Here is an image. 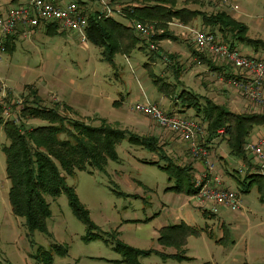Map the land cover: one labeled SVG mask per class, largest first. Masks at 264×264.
Here are the masks:
<instances>
[{
  "label": "rangeland",
  "instance_id": "rangeland-1",
  "mask_svg": "<svg viewBox=\"0 0 264 264\" xmlns=\"http://www.w3.org/2000/svg\"><path fill=\"white\" fill-rule=\"evenodd\" d=\"M244 1L227 4L220 0H171L176 8L186 6L202 9L205 13L226 11L231 15L229 9L233 10L232 6L236 2L240 7L245 6ZM113 2L134 7L154 3L155 0ZM130 13H124L127 19L122 16L117 18L126 24L128 19L135 18ZM248 13L249 17H234L250 25L247 36L264 40V30H255L250 22L256 16L264 19V0H253ZM196 18L201 22L200 17ZM139 21L152 26L150 40L156 48L148 51L146 45L142 49L136 47L129 53L117 52L112 62L104 58L101 48L89 39L81 41L79 34L72 31L43 33L33 39L23 38L17 49L2 55L0 103L4 119H13L24 128L45 123L41 119H21L19 116L23 98L31 91L28 88L31 86L41 104L52 106L57 103L60 111L72 118L92 125H98L101 119H105L108 124L125 129L128 133L153 135L163 146L166 155L163 156L159 150H148L136 142H129L126 136L116 145L118 160H108L104 171L92 169V173H88L79 170L66 177L67 184L75 189L80 204L97 228L88 231L70 208L66 195L61 193L56 197L45 196L51 210L46 220V231L35 230L27 235L23 219L11 212L8 201L9 182L5 176V154L2 150L8 139L0 124V264H122L116 261L121 258V253L114 249L115 241L140 250L155 249L167 254L183 255H139L137 259L142 264H264V168L260 173L262 175L250 184L248 190L242 191L243 184L240 181L243 176L259 173V169L253 167V156L246 149L248 162H239L241 159L229 155L227 143L222 136L213 141H218L215 143L216 149L221 147L227 153L228 162L221 164L215 159L214 162L220 166L223 171L221 174L226 179L236 178L235 175L240 179H232L230 185L239 194V208L229 210L221 207L218 214H212H217L218 218H212L196 207L201 212L202 229L188 234L185 240L177 244L158 241L159 228L165 221L175 224L181 222L175 217V212L184 204L187 195L166 189L174 184L173 178L169 179L168 174L159 166L169 160L187 165L186 160L191 151L189 143L182 140L179 134L162 129L150 117L132 110L131 104L147 100L157 103L165 112H177L199 121L194 108L172 97L174 90L178 94L183 89L211 97L215 103L236 112L250 111L243 107V101L232 103L231 98L222 101L220 87L226 86L225 82L231 76L228 68L233 67V64L205 50L198 51L208 56L211 63L225 64L226 67L212 69L204 61L199 63L191 54V50L196 48L192 32L185 25L187 23L174 18L163 27L157 22ZM166 29L172 34L178 33L176 40L165 39L172 48L176 46L178 50L163 48L159 44L161 40L155 39L156 35ZM180 29L183 34L179 32ZM135 36L139 41V37ZM235 47L243 54L249 53L247 55H257L264 59L261 48L254 49L240 43ZM249 49L251 51L247 52ZM198 63L204 71L201 72ZM153 77L160 78V82L170 83V86H164L165 93L158 90ZM221 79L224 83L220 82ZM259 137L264 139V125L256 126L250 134V140ZM196 142L206 148L208 153L211 151L212 148L208 146L211 141L206 140L205 130L198 135ZM214 157L219 159L217 154ZM230 168H242V171L238 175ZM189 180H185L187 186ZM147 211L151 215H146ZM94 233L100 236L95 237ZM87 235L90 238L87 239ZM107 237L109 240H106Z\"/></svg>",
  "mask_w": 264,
  "mask_h": 264
},
{
  "label": "trees",
  "instance_id": "trees-1",
  "mask_svg": "<svg viewBox=\"0 0 264 264\" xmlns=\"http://www.w3.org/2000/svg\"><path fill=\"white\" fill-rule=\"evenodd\" d=\"M131 9L130 14H133L135 18L157 22L163 27H166V22L174 18L188 23L196 17H200L201 26L205 30L208 28L207 30L216 36H219L217 34L219 33L231 47L240 43L254 49L261 48L264 51V40L247 36V24L234 18L226 11L205 13L202 9H190L186 6L176 8L171 0H155L154 3L139 4ZM52 25H55V28ZM48 27V34L57 32L56 23H50ZM51 27L55 31H51ZM86 37L101 48V53L108 62H112V58L117 52L129 53L136 47L142 49L146 46V44L138 45V42H141L140 39L138 41L135 33L123 21L118 18L99 19L92 13L88 15ZM170 38L175 39V35L167 29L155 36V39L158 40ZM200 53L201 51H196V49L191 50L192 56L198 62L204 61L203 63L211 65L212 69H217L210 62L208 56ZM232 76L235 77V75ZM153 83L162 93H165L166 85L170 86V83L166 84L162 80L160 82V78L153 77ZM28 88L31 91L23 98L19 116L21 119H41L45 121L44 124L24 128L13 119H4L3 107L0 103V124L8 139L7 144L2 146V150L5 154V176L9 182L8 201L11 212L23 219L27 235L35 230L45 232L46 220L51 215L50 206L45 196L56 197L64 193L70 208L86 225L88 231L97 228L80 204L75 189L67 184L66 177L79 170L88 173H92V169L104 171L108 160H118L116 145L126 136L129 142H136L148 150H159L165 156L166 153L162 150L163 146L153 135L128 133L125 129L108 124L105 119H101V123L98 125H92L81 119L65 115L56 106L57 103L52 106L41 104L35 90L31 86ZM172 94L174 99L196 110L197 116L200 118L199 122L204 125L207 141L222 136L227 143L229 155L245 162L249 161L245 147L251 141L250 134L253 129L256 126L264 125V112H236L225 105L215 103L209 97L183 89L178 94L174 90ZM200 99L203 101L200 102ZM218 129H223V133H218ZM252 165L257 169L258 166L254 160ZM159 167L168 174L169 179L173 178L174 184L166 189L174 190L177 193L183 192L187 195L196 191L193 188L195 180L190 165H181L169 160ZM239 169H232V172L236 171L238 174L241 172ZM257 172L259 173H248L243 176L240 181L243 184L242 191H247L250 184L262 175L261 171L257 170ZM235 177L232 179L240 180L237 175ZM186 178L190 179L188 186L185 182ZM196 232H198L197 229L181 221L177 224L162 226L159 229L158 241L163 244H177L178 241L185 240L188 234ZM93 236L100 235L94 233ZM86 238L88 239L90 236L87 235ZM106 240L109 238L107 237ZM113 247L121 253V258L116 261L122 264H142L137 257L150 253H156L163 257L183 256L179 253L167 254L155 249L140 250L117 241Z\"/></svg>",
  "mask_w": 264,
  "mask_h": 264
},
{
  "label": "built area",
  "instance_id": "built-area-1",
  "mask_svg": "<svg viewBox=\"0 0 264 264\" xmlns=\"http://www.w3.org/2000/svg\"><path fill=\"white\" fill-rule=\"evenodd\" d=\"M94 1L97 6L90 13L99 19L121 16L127 19L124 13L132 12L130 6L114 3L113 0ZM220 1L231 4L237 0ZM88 15L89 13L76 1L29 0L24 5L11 8L5 16L0 15V58L6 50V37L11 36L19 25L33 28L42 23H56L59 30L76 32L81 41L85 42L87 40ZM126 25L139 37L141 44H146L149 50L156 48L153 41L150 40L152 26L150 27L135 18L128 19ZM189 30L192 32L194 47L197 50H205L216 57L231 61L233 68L244 76L231 78L232 85L242 90L249 100L257 105H264V59L241 53L237 48L231 47L208 30L195 27H189ZM131 108L135 112L150 117L162 129L179 134L182 140L189 143L188 148L191 154L204 159L203 171L193 184L196 191L190 195V199L198 208L210 214L218 213L221 207L229 210L239 208L238 192L225 184L222 174L219 173L217 165L210 158L207 149L199 146L196 142L198 135L204 131V125L201 122L177 112L167 113L157 103L147 100L133 102ZM217 131L223 133V129ZM245 149L253 155L254 163L259 167V171H262L264 168V139L259 137L249 141ZM239 170L242 171V168Z\"/></svg>",
  "mask_w": 264,
  "mask_h": 264
},
{
  "label": "crops",
  "instance_id": "crops-1",
  "mask_svg": "<svg viewBox=\"0 0 264 264\" xmlns=\"http://www.w3.org/2000/svg\"><path fill=\"white\" fill-rule=\"evenodd\" d=\"M28 1L29 0H0V15L5 16L7 14V12L11 8H14V7L20 6V5H24ZM62 1H64V2L76 1L85 9V11L87 13L92 12L97 6L94 0H62ZM244 2H245V6H241L240 7L239 4L237 5V2H236L235 6L234 5L232 6L233 10L229 9V11H232V16L233 17L234 16L237 17V18H239L240 16H248L249 17L250 14L248 13V11H249V9H251V6L253 4V0H245ZM256 17H257L256 19L254 18V19L250 20L251 26L255 30H257V28H260V29L264 30V19H262L259 16H256ZM178 23L182 24L180 21ZM48 24H50V23H48ZM48 24L42 23L39 26H36V27H33V28L27 27V26H23V25L17 26L15 31H14V33L11 36L6 37V39H5L6 50H5V52L3 54H5L6 52H12L13 50L17 49L19 47V43L21 44V42L23 41V38L32 37V39H33V38H37V36H39V35H41L43 33L46 34L47 33V29L49 28ZM182 25H184V24H182ZM185 25H186V27H194V25H195V28L196 27L203 28L201 26L202 23L197 18L193 19L192 21L188 22ZM247 26L250 29V25L247 24ZM52 27L55 28V25H52ZM52 27H51V31H55V29L52 28ZM206 29H208V28H206ZM181 30L182 29H180L179 32H181ZM56 31L60 32L61 30L56 28ZM62 32H64V31H62ZM181 33L183 34V32H181ZM174 35H175V40H176L178 38L177 37L178 33L177 34L174 33ZM184 35H185V33H184ZM172 43H173V41H172ZM159 44L162 45L163 48L167 47V48H169L171 50H178L179 49V48H176V46H175V48H172L171 45H169V43H167L165 39L161 40L159 42ZM22 47H24V46H22ZM250 51H251V49H249L247 52H250ZM240 52L243 53L242 51H240ZM245 54L247 55L249 53H245ZM253 56H257V55H253ZM213 65L217 69L219 68V66H222V67L225 66L226 67L225 64H221V65L220 64L219 65L213 64ZM198 66H201V64H199ZM201 68H202V66H201ZM228 69H229V74H231V76L229 77L228 82H225L227 87L224 86V85H221V87H220L221 89L219 91V94L223 98L222 101H226V100L228 101L231 98L232 100H230V102H232V103H234V102L238 103V102H242L243 101L244 102L243 107L246 108V111L260 112L261 110H264V105H257L255 102L249 100L246 96H244L242 90H239L234 85H232V83L230 82V79L233 78L232 75H235V77H244V76L241 73H239V71L235 70L233 67H230ZM204 70L205 69L202 68L201 72L204 71ZM220 82L224 83L223 79H221ZM229 85H231L233 88L231 87L232 88L231 89L229 87ZM238 94H240L244 98L241 97ZM263 95H264V89H263ZM215 143L217 144L218 141L215 142V141L212 140L211 143L208 145L209 147L212 148L211 151H209L210 158L213 161H214V159L217 160V162H219L221 164H224V163L228 162L227 161V153H225V151L221 150V147H219V149H216V144ZM216 154H217V157L219 159H216L214 157ZM189 155L191 157H189ZM189 155H188V159L186 161H187V164L190 165V167L192 169L191 173L194 174L193 177H194V180H195L203 171L204 159H199L197 157H194L190 153H189ZM220 157H221V159H220ZM239 162H242V160H240ZM217 168H218L220 174L223 173L222 169H220V166L217 165ZM232 169L233 168H230V170H232ZM223 178L225 180V184L230 186L231 183H232V178H229V177L227 179L225 177H223ZM135 189L138 190V187L136 185H135ZM124 194L129 195L128 193H124ZM177 194L185 195V194H182V193H177ZM137 195H139V194H137ZM185 196H186V200L184 201V204L181 207H178V209L176 210V212H175L176 216L175 217H177V220H181L182 222H184L188 226H191V227H193V228H195L197 230L202 229V226H200V216H199V214L201 212H199V209L196 208L197 206L194 204V202L192 200H190V199H189V201L187 200V198L190 197V195L189 196L185 195ZM204 213L210 215L212 218H213V216H215V217L218 216L217 215L218 213L216 215H212V214H210L208 212H204ZM146 215H151L150 211H147ZM204 216L206 217V215H204ZM172 224H175V223L174 222H168V220H167V221H165V224L163 226L172 225Z\"/></svg>",
  "mask_w": 264,
  "mask_h": 264
}]
</instances>
